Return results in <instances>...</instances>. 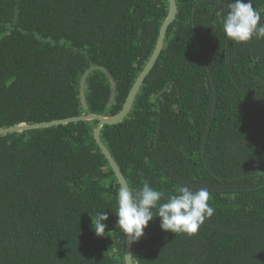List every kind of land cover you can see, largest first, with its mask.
I'll use <instances>...</instances> for the list:
<instances>
[{
	"label": "trees",
	"instance_id": "obj_1",
	"mask_svg": "<svg viewBox=\"0 0 264 264\" xmlns=\"http://www.w3.org/2000/svg\"><path fill=\"white\" fill-rule=\"evenodd\" d=\"M247 2V0H245ZM264 23V0H252ZM163 49L122 123L100 139L128 186L207 188L195 235L158 218L133 264H264V39L236 44L222 0H176ZM167 0H0V128L116 115L148 62ZM102 66L115 81V93ZM95 121L0 135V264H124L120 186ZM109 215L103 237L92 230Z\"/></svg>",
	"mask_w": 264,
	"mask_h": 264
},
{
	"label": "clouds",
	"instance_id": "obj_2",
	"mask_svg": "<svg viewBox=\"0 0 264 264\" xmlns=\"http://www.w3.org/2000/svg\"><path fill=\"white\" fill-rule=\"evenodd\" d=\"M227 39L245 44L253 38L264 39V23L252 0H222L216 13ZM207 188L193 190L188 185H177L171 193L153 187L148 180L138 188L121 187L116 197V228L119 235L132 245L145 238V229L158 218L164 233L195 235L203 223L215 214L209 203ZM109 215L97 212L92 218V230L97 238L103 237ZM133 255H125V264H131Z\"/></svg>",
	"mask_w": 264,
	"mask_h": 264
},
{
	"label": "water",
	"instance_id": "obj_3",
	"mask_svg": "<svg viewBox=\"0 0 264 264\" xmlns=\"http://www.w3.org/2000/svg\"><path fill=\"white\" fill-rule=\"evenodd\" d=\"M167 2L169 5L168 12H167V15H166L164 21L161 24L153 52H152L148 62L146 63V65L144 66V68L142 69V71L140 72L138 77L136 78V80L134 81L121 110L116 115L101 116V115H96V114H86V115L80 116V117L66 118L63 120H56V121H51V122L39 123V124L16 125L13 127L0 128V135L1 134H9V133H17V132L27 131V130L40 129V128L53 127V126L66 125V124L78 122V121H95L98 123L96 125L95 129L93 130V133H92L93 140H94L95 144L97 145L98 149L100 150V152L103 154V156L107 160L111 170L114 173V176H115L120 188L126 187V186L129 187L128 183H127L126 179L124 178V176H123L120 168L118 167L117 163L114 161L113 157L111 156V154L109 153V151L107 150L105 145L102 143V141L100 139V133H101V129L103 126H113V125H117V124L122 123V120L130 112V110L133 106V103L135 101L136 95H137L140 87L142 86L145 78L148 76L150 71L155 66L156 61H157V59H158V57H159V55L163 49V46H164L166 31H167L168 27L170 26V24L175 20L176 13H177L178 4H176V0H167ZM97 70L105 73V75L107 76L108 80L111 83L112 93L113 94L115 93V81H114L113 77L108 73L106 68H104L102 66H92V67H89L81 77L80 90H79L81 98L84 95V91H85L84 90L85 89L84 83L86 81L87 76L91 72L97 71ZM128 254L132 255V245L127 243V238H126L124 240V264H125V255H128ZM131 264H133V259H132Z\"/></svg>",
	"mask_w": 264,
	"mask_h": 264
}]
</instances>
